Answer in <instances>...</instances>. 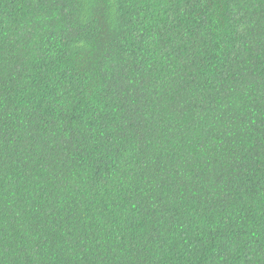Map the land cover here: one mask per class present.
<instances>
[{
  "label": "trees",
  "instance_id": "1",
  "mask_svg": "<svg viewBox=\"0 0 264 264\" xmlns=\"http://www.w3.org/2000/svg\"><path fill=\"white\" fill-rule=\"evenodd\" d=\"M0 264H264V0H0Z\"/></svg>",
  "mask_w": 264,
  "mask_h": 264
}]
</instances>
